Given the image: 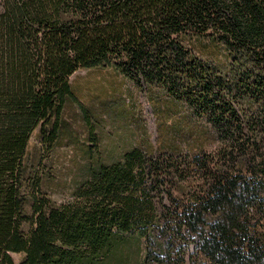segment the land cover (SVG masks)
Here are the masks:
<instances>
[{
    "label": "trees",
    "instance_id": "trees-1",
    "mask_svg": "<svg viewBox=\"0 0 264 264\" xmlns=\"http://www.w3.org/2000/svg\"><path fill=\"white\" fill-rule=\"evenodd\" d=\"M98 67L220 134L224 166L195 155L212 179L196 205L157 207L169 169L135 145L106 160L89 144L61 202L27 176L32 133L54 147L70 77ZM159 236L191 237L216 264H264V0H0V264H105L130 237L169 256Z\"/></svg>",
    "mask_w": 264,
    "mask_h": 264
},
{
    "label": "rangeland",
    "instance_id": "rangeland-1",
    "mask_svg": "<svg viewBox=\"0 0 264 264\" xmlns=\"http://www.w3.org/2000/svg\"><path fill=\"white\" fill-rule=\"evenodd\" d=\"M70 83L74 101L65 106L56 145L44 146L36 129L25 157L27 176L39 175L42 189L52 200L61 202L68 197L71 185L84 168L86 153L83 149L92 142L99 146L106 160L113 157L115 151L119 154L133 145L143 147L147 154L159 159L160 164L169 169L163 176V188L152 193V201L159 208L179 209L180 213L207 194L212 179L206 180L201 171H197L200 165L194 160L198 157L195 155L216 154L222 144L220 134L205 118H195L185 106L171 107L161 91H154L153 97L148 98L150 94L145 89L137 88L111 67L79 69L70 77ZM90 137H95L96 141ZM219 157L208 156V163L214 167L224 166ZM174 167L184 169V176L171 175ZM176 205L183 207L175 208ZM25 209L30 213V202ZM169 214V227L173 228L175 223ZM28 228L25 223L24 229ZM155 241L166 248L174 247L169 256H164L151 240L130 237L114 249L105 264H216L199 250L197 241L191 237L183 240L159 236ZM10 255L14 263L24 258L23 253Z\"/></svg>",
    "mask_w": 264,
    "mask_h": 264
}]
</instances>
